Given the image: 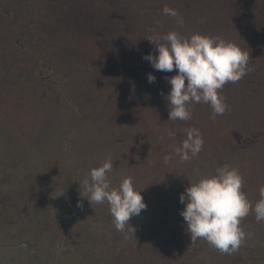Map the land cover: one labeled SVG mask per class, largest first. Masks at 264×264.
<instances>
[{
	"label": "trees",
	"instance_id": "1",
	"mask_svg": "<svg viewBox=\"0 0 264 264\" xmlns=\"http://www.w3.org/2000/svg\"><path fill=\"white\" fill-rule=\"evenodd\" d=\"M245 1L249 5L245 9L249 15L247 13V17H242L244 25L241 24L240 28L247 31L253 29L259 44L260 26L264 22V0ZM27 4L30 6V18L24 24L20 20L23 14L17 9ZM165 5L189 15L182 26L175 18L163 14ZM221 10L231 12L225 0H0V132L10 133L11 126L21 128L24 123L29 128L23 130L30 131L28 136L20 132L17 137H10V141L17 143L10 148L13 150L5 151V146H12L9 140L0 141L3 148L0 151V198L5 205L12 201L5 197L8 192L2 190L10 187L11 182L31 185L40 180L43 183L81 180L93 167L103 163L104 147L98 138L95 141L87 135L80 134L79 137L88 141L87 149L97 150V154L103 151L96 156L101 158L99 162H93L91 166V162H83L87 156L79 158L76 154L78 150L60 130L63 124L65 127L62 130H65L76 123L82 129L93 131L90 128L94 127V123L87 121V118H60L64 115L61 105L68 104L69 94L77 98L76 91L85 86H93L99 95L91 96L90 101L94 104L87 106L90 101L84 106L80 104L85 110L83 114L91 116L101 113L105 116L96 118V126L111 121L114 131L107 133L111 134L109 139L113 143L112 160L117 163L122 159L124 150L125 160L129 163L130 169L127 171L117 169L122 175L116 172L110 177L111 185L118 187L124 177L133 178L135 189L141 190L147 205L138 215L140 220L145 222L150 210L155 213L158 211L156 209L161 208L160 202L165 201L160 200V196L173 198L170 203L181 213L185 205L179 197L189 183L215 174L216 169L223 165L239 169L244 178L242 190L254 205L260 199L259 189L264 185V127L250 133L243 126H229L227 129L214 128L211 133L210 124L217 125L214 121L218 120L199 117L202 110L212 112L202 104H195L191 108L195 115L190 120H169V107L163 98L172 87L166 78L176 75V70L159 71L156 84L160 88L152 92V83H149L146 73L150 66L147 68L141 63L147 54H157L156 46L147 39L154 34L163 35L175 30L186 37L193 33L219 35L217 23L222 19ZM253 15L255 22L248 26ZM16 27H19L18 30ZM220 35L225 38L222 32ZM29 56L30 60L27 59ZM38 77L39 85L48 84L49 90L53 89L52 85H61V91L49 94V90H43L42 93L34 84ZM76 81L79 82L75 86ZM230 85L227 83L220 92L229 105L226 112L229 114L233 100L225 89ZM102 102L104 104L100 105ZM96 103L106 108L98 107ZM31 105L49 106L44 124L49 125V137L39 136L40 127L34 120L18 118L25 107ZM192 127L203 134L205 143L202 151L185 163H181L173 154L171 162L165 164L163 157L174 153V149L186 138V129ZM103 130L100 129L99 133ZM166 130L173 131L175 136L167 137ZM115 135L120 136L117 138ZM162 136L164 139H161ZM94 144L96 147L92 148ZM40 148L49 154V157L45 155L42 159L50 158L49 161L35 158L28 163L23 157L24 149L36 152ZM58 172L59 176L55 178ZM32 193L28 190L27 196ZM26 197L18 198L19 203L27 202ZM3 208L7 210L4 205ZM65 213L67 216V209ZM7 215L6 211L3 217ZM18 216L22 218V215ZM177 219L179 224L185 222L181 214ZM252 219H255L254 213L242 220V227L249 228L256 221ZM186 235L183 241H191ZM256 235L246 240L247 246H250V241L264 240V235ZM145 239L147 237L141 239L142 244ZM132 241V238L124 239L127 243L124 247L128 246L123 247L124 251L129 250ZM257 258L261 259L256 260L258 264L264 263L262 255L258 254Z\"/></svg>",
	"mask_w": 264,
	"mask_h": 264
},
{
	"label": "rangeland",
	"instance_id": "2",
	"mask_svg": "<svg viewBox=\"0 0 264 264\" xmlns=\"http://www.w3.org/2000/svg\"><path fill=\"white\" fill-rule=\"evenodd\" d=\"M225 1L228 3L231 12L221 10L222 19L217 23V29L222 32L223 37H225L223 39L235 43L250 53L249 68L251 71L238 83H230V88L225 89V93H230V97L233 100L231 113L218 115L216 117L218 122L214 121L217 125H214V123L210 124V132L212 133L214 128L227 129L229 126H243L244 130L252 133L256 128L264 127L262 125L264 124V44L262 42L264 41V22H260L258 37L260 43L258 44L253 29L247 31L244 28H240L242 17H247L248 12L245 9L249 8L248 3L245 0ZM29 7L27 4L17 9L23 14L20 20L24 24L29 22ZM181 15L184 21L189 16L184 12ZM250 19L248 26H252L255 22L253 21V19H256L255 15L250 17ZM186 27L190 28L189 25H186ZM16 28L18 30L19 27ZM219 32V35L216 36L222 37L220 35L221 32ZM12 36H15V34ZM27 59L30 60L31 56L27 57ZM141 63L147 68L150 66L146 73L147 75L151 73L155 76V81L152 82V92L157 91L160 86L158 83L156 84V79L161 71H157L146 59ZM39 81L38 77V81L34 82L35 86H38L39 91L43 93V90H49L48 84L39 85ZM78 82H75V86L78 85ZM52 88L49 90V94L52 91L53 94L61 91V85H52ZM47 94L46 96H48ZM76 95L78 96L77 98L69 94L70 97H67L69 100L68 104L61 105L62 114L64 115L60 118H87V121L94 123V127L90 128L93 131L82 129L76 126V123L66 127L65 130H62L65 127V124H63L60 130L65 133L66 139L68 141L71 140L74 147L78 150L76 154H78L80 159L82 156H87V159L83 158V162H91V166L93 162L98 163L101 158L96 156H100L103 151L97 154V150L87 149L88 145L86 143L88 141L80 139V134L87 135L91 140L98 138L99 143L104 147L103 161L109 157L112 159L113 143L109 139L111 134L107 132L109 130L114 131L112 128L113 124L107 120L96 126V118H105V116L101 115V113L85 116L83 114L85 110L81 108V105H86L92 99L91 96L99 95L96 93V88L93 89V86L82 87V90L76 91ZM166 97L162 98L163 102L168 106ZM103 98L104 93L102 95ZM90 103L94 104V102L90 101L87 106ZM106 103L108 104V102ZM102 104L104 102L100 103V105ZM200 104L211 109L208 104L199 103L197 105ZM95 105H98V103ZM194 105L192 104L190 107L193 108ZM98 107L103 106L98 105ZM48 109L49 106L35 107V105H31V107H25V111L19 114L21 116L18 118L34 120V123L36 122L37 126L40 127L39 136L46 138L49 137L47 128L49 125L44 124L45 118H48V111H46ZM194 115L195 113L192 112V116ZM198 116L201 118H212V112L207 113L202 110ZM110 117L111 115H109ZM51 124L53 123L50 122V126L53 127L54 125ZM27 128L29 127H26L25 123L21 128L18 126L13 128L11 126L10 133L0 132V135H2L0 141L3 139L10 141V137H17L20 132L28 136L30 131H24ZM102 128H104L102 133H106L105 135L99 133ZM52 132L54 133L55 129ZM115 136L118 138L120 135ZM76 138L79 140H75ZM116 142L118 143L119 141ZM10 143L12 146H5L4 148H7L5 151L17 144L13 141H10ZM93 147H96L95 144ZM1 149L3 148L0 144V151ZM42 149L40 148L36 152L24 149L26 152H24L23 157L28 163L35 158L44 162L47 159L49 161L50 158L42 159L45 155L49 157L48 152L45 153ZM121 158L120 160L123 163L120 160L117 163L114 161V169L109 174V178L116 172V174L122 175L117 169L124 171H127L128 168L130 169L128 161L125 160L126 154L124 150ZM50 164L55 166L54 163ZM58 176L59 172L58 175H54L55 178ZM83 179L74 181L64 179L54 183L53 181L43 183L40 180L37 183H31V185L26 183L18 185L9 180L11 186L8 185L10 187L2 191L8 192L5 197L12 202H9L10 204L6 206L3 202L4 200H1L2 197L0 198V264H258L259 261L257 262L256 260H261L257 258L258 254L264 257V240H253L252 242L254 243L250 241V246H247L245 242L239 251L232 255L221 254L210 245L207 247L208 243L203 239L194 244H190L191 241L189 239L186 242L183 241V237L186 234H188L186 236L190 237V234L186 231L185 222L179 224L177 218H180V212L170 203L174 199H167L159 194L160 200H164L166 203L160 202L159 206L161 208L156 209L158 211L154 213L150 210L145 222L140 220V216L131 218L129 223L135 229V232L133 234L129 226L127 236L132 238L133 241L132 243L130 242L129 250L124 251L123 249L128 247H124L127 244L125 243L127 241L124 242V239H126L125 234L116 230L108 204L105 202L104 204L91 205L89 200L83 197L85 195L81 183ZM45 180L47 181L48 179ZM28 190L33 192L31 196H27ZM22 196H27V202L19 203V199ZM3 205L7 207V210L3 208ZM66 209L68 211L67 216L65 213ZM5 210L8 214L6 218L3 217ZM18 215H22V218L19 219L20 216ZM250 223L251 221L249 220L248 224L250 225ZM244 230L251 234L248 240L254 234H257L256 236L264 235V222L255 221L249 228ZM144 237H147V239L145 241L142 240L144 241L142 244L141 239ZM136 244L139 245L137 246Z\"/></svg>",
	"mask_w": 264,
	"mask_h": 264
},
{
	"label": "clouds",
	"instance_id": "3",
	"mask_svg": "<svg viewBox=\"0 0 264 264\" xmlns=\"http://www.w3.org/2000/svg\"><path fill=\"white\" fill-rule=\"evenodd\" d=\"M163 14L176 19L181 26L184 23L176 9L165 5ZM157 48V54H147L143 58L149 61L157 71L172 72L167 77L171 89L167 94L169 120L187 121L192 118V104H208L212 109V119L224 115L229 110L225 97L220 92L227 83H238L251 69L250 53L222 37L193 33L184 36L172 30L166 34H154L147 37ZM148 81L155 76L148 74ZM167 137L175 136L166 130ZM164 139V136L161 137ZM203 134L197 128L186 129V138L174 153L163 157L168 164L177 156L181 163L196 157L204 146ZM114 161L109 157L98 167H93L82 180L83 197L90 204L109 206L113 223L117 231L124 233L127 239L133 216L140 215L147 205L136 190L131 176L124 177L119 187H112L109 174L113 172ZM244 178L238 168L223 165L215 174L201 177L195 183H189L181 193L179 200L184 204L181 215L190 234L191 244L203 239L221 254L232 255L250 238L241 225L243 219L255 214L257 222H264V185L259 189L260 199L253 205L242 190Z\"/></svg>",
	"mask_w": 264,
	"mask_h": 264
}]
</instances>
